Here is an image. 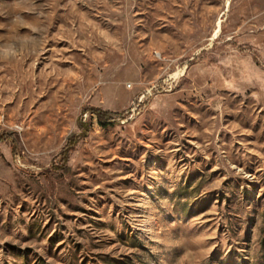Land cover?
I'll list each match as a JSON object with an SVG mask.
<instances>
[{
    "label": "rangeland",
    "instance_id": "374dc122",
    "mask_svg": "<svg viewBox=\"0 0 264 264\" xmlns=\"http://www.w3.org/2000/svg\"><path fill=\"white\" fill-rule=\"evenodd\" d=\"M0 134V264H264V0H0Z\"/></svg>",
    "mask_w": 264,
    "mask_h": 264
},
{
    "label": "trees",
    "instance_id": "16d2710c",
    "mask_svg": "<svg viewBox=\"0 0 264 264\" xmlns=\"http://www.w3.org/2000/svg\"><path fill=\"white\" fill-rule=\"evenodd\" d=\"M89 113L93 114L96 117L97 123L101 128L107 129L110 126H113L115 123H117L121 120H124L126 118V115L130 114V111L126 110V111H122V112H115V111H111V110H105V109L100 108V107H92V106L86 107L82 111V114H81L80 118L78 119V127L81 130V133L72 136L68 140V144L63 149L62 163L58 167V169H62L65 167V165L67 164V162L69 160V155L71 152L74 151L76 144L82 138H84L88 135L90 126H89V124L86 123L84 116H85V114H89ZM6 136H7L6 134H0V143L8 140V137H6Z\"/></svg>",
    "mask_w": 264,
    "mask_h": 264
}]
</instances>
